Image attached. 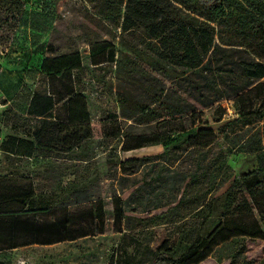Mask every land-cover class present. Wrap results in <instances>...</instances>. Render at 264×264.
Wrapping results in <instances>:
<instances>
[{"label":"rangeland","instance_id":"rangeland-1","mask_svg":"<svg viewBox=\"0 0 264 264\" xmlns=\"http://www.w3.org/2000/svg\"><path fill=\"white\" fill-rule=\"evenodd\" d=\"M101 2L0 0V202L6 192V210L18 211L16 194L26 189L55 209L86 196L87 202L37 221L85 212L72 229L90 233L22 246L27 234L9 233V223L26 217L0 209V264H150L163 242L175 244L177 259L188 235L222 221L202 205L218 197L221 206L226 194L233 197L232 209L243 199L247 208L234 210L225 225L228 239L198 264H264V174L253 194L237 182L264 161V79L241 77L235 66L259 58L244 46H222L205 68L172 79L142 33H123L98 14ZM255 51L264 56L262 48ZM111 52L114 61L104 62ZM46 60H55L48 65L59 66L61 74L47 76ZM34 94L52 96L61 120L69 107L84 106L93 138L68 154L40 150L27 158L4 151L13 139L33 141L38 120L27 107ZM141 110L160 118L140 125ZM193 130L205 132L172 142ZM140 135L170 137L174 144L121 151L126 137ZM197 141L211 143L192 146ZM100 208L102 219H90V211ZM241 223L256 226L258 234L241 236ZM13 244L19 246L8 249Z\"/></svg>","mask_w":264,"mask_h":264},{"label":"trees","instance_id":"trees-1","mask_svg":"<svg viewBox=\"0 0 264 264\" xmlns=\"http://www.w3.org/2000/svg\"><path fill=\"white\" fill-rule=\"evenodd\" d=\"M98 14L104 20L120 26L123 33H142L156 63L163 64L164 68L166 65L169 66L168 71L172 79L183 76L188 79L189 76L186 75L188 72L205 68L217 51H223L222 46H244L248 49L251 54L259 58V61L242 59L235 65L239 75L254 81L264 79V62L260 61L264 56L258 55L255 51V47L264 50V0H102ZM113 61V52H111L104 62ZM55 62V60L45 61L43 72L47 76L61 74L59 66L48 65ZM76 68V66L71 67L72 70ZM55 105L52 96L32 95L28 103L27 115L38 120L37 126L30 133L33 141L13 139L11 144L3 146L4 151L27 158L38 157L40 150L68 154L93 138L94 128L84 106L69 107L66 119L61 120L55 116ZM139 114L140 125L160 118L147 110H141ZM125 118L133 119L135 116ZM200 132L205 131L193 130L185 136L177 135L173 137L172 142L180 138L188 140L198 136ZM169 138L163 141L159 137L145 135L126 137L121 151L129 152L161 142L163 146H172L174 143L169 142L171 141ZM210 143L197 141L192 146L205 148ZM126 162H136V159ZM260 174H264V161L256 171L238 179L240 188L253 194L260 183ZM3 194L0 202L3 214L17 212L26 217L23 221L15 217L9 223V233L21 231L27 234L28 241L22 246L51 245L90 234L84 232L76 234L78 231L72 229L77 218H81L85 212L68 216L65 211L63 217H58L55 222L37 221L38 215L42 217L47 214L54 215L55 210H66L65 205L87 202L86 196L75 199L70 204H60L58 209H55L45 202L36 200L33 189H26L16 194L21 203L18 211H11L6 210L4 206L7 204L9 194L6 192ZM219 200L221 199L216 197L202 205V209L217 213L216 216L221 218L222 221L217 226L213 229H204L201 235H196L194 238L188 235L184 239L187 245L186 251L177 259H174L175 244L161 243L156 248L150 264H198L208 256L213 246L226 241L228 238L225 234L230 228L225 225L228 224L229 218L234 216L236 208L245 211L247 205L243 199L234 207L235 209H232L234 200L230 194L225 195L224 204L221 206L218 204ZM92 211L89 213L90 219H102L101 208ZM115 215L116 220L120 221L119 213ZM239 233L241 236L252 237L257 235L258 231L256 226L241 223ZM18 246L13 244L8 249Z\"/></svg>","mask_w":264,"mask_h":264}]
</instances>
